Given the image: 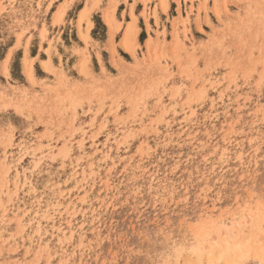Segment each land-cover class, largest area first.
<instances>
[{
	"label": "rangeland",
	"instance_id": "1",
	"mask_svg": "<svg viewBox=\"0 0 264 264\" xmlns=\"http://www.w3.org/2000/svg\"><path fill=\"white\" fill-rule=\"evenodd\" d=\"M0 264H264V0H0Z\"/></svg>",
	"mask_w": 264,
	"mask_h": 264
},
{
	"label": "bare ground",
	"instance_id": "2",
	"mask_svg": "<svg viewBox=\"0 0 264 264\" xmlns=\"http://www.w3.org/2000/svg\"><path fill=\"white\" fill-rule=\"evenodd\" d=\"M88 16H89V10L88 9H82L79 12V18H86L87 21H89L88 20ZM105 18H106L107 21H110V19H111L108 15H106ZM129 35H130L129 32L125 31V33H124L122 39L120 40L119 44H120V46L123 49H125L127 51H132L133 50V43H132L131 38H129ZM133 35L135 37V31H134ZM149 43H150V41L148 40L146 42V46H148ZM80 63L81 64L79 65V67L81 66V69H83V63H82V61H80ZM30 64L31 63L29 61H27V60L24 61V66H25L24 69L26 70V74H27V76L29 78L32 77V71H31V65ZM44 65L46 67V62H44ZM44 65H43V67H44Z\"/></svg>",
	"mask_w": 264,
	"mask_h": 264
}]
</instances>
